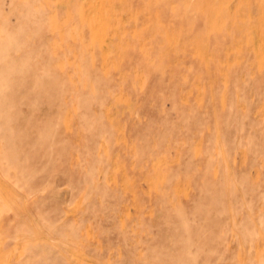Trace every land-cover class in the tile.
Segmentation results:
<instances>
[{
	"label": "rangeland",
	"instance_id": "374dc122",
	"mask_svg": "<svg viewBox=\"0 0 264 264\" xmlns=\"http://www.w3.org/2000/svg\"><path fill=\"white\" fill-rule=\"evenodd\" d=\"M0 264H264V0H0Z\"/></svg>",
	"mask_w": 264,
	"mask_h": 264
}]
</instances>
